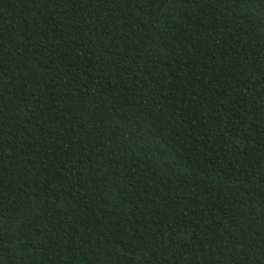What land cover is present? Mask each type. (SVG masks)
<instances>
[{"label":"trees","instance_id":"1","mask_svg":"<svg viewBox=\"0 0 264 264\" xmlns=\"http://www.w3.org/2000/svg\"><path fill=\"white\" fill-rule=\"evenodd\" d=\"M0 264H264V0H0Z\"/></svg>","mask_w":264,"mask_h":264}]
</instances>
